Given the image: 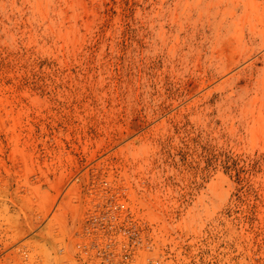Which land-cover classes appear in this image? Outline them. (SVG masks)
Here are the masks:
<instances>
[{"label":"rangeland","instance_id":"374dc122","mask_svg":"<svg viewBox=\"0 0 264 264\" xmlns=\"http://www.w3.org/2000/svg\"><path fill=\"white\" fill-rule=\"evenodd\" d=\"M109 201L131 264H264V0H0V264Z\"/></svg>","mask_w":264,"mask_h":264},{"label":"built area","instance_id":"2783aa9c","mask_svg":"<svg viewBox=\"0 0 264 264\" xmlns=\"http://www.w3.org/2000/svg\"><path fill=\"white\" fill-rule=\"evenodd\" d=\"M124 203L90 213L77 233L73 258L76 264H131L135 252L144 247L138 225L119 222Z\"/></svg>","mask_w":264,"mask_h":264},{"label":"bare ground","instance_id":"6f19581e","mask_svg":"<svg viewBox=\"0 0 264 264\" xmlns=\"http://www.w3.org/2000/svg\"><path fill=\"white\" fill-rule=\"evenodd\" d=\"M193 86H196V85H193ZM197 87V86H196ZM195 87V88H196ZM192 89H193V87H191ZM137 122H134V124L132 125V126H135V127H138V126H136L135 124H136ZM129 131H131V130H129ZM134 131V130H133ZM98 165H100L99 163H98Z\"/></svg>","mask_w":264,"mask_h":264}]
</instances>
